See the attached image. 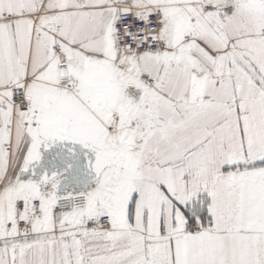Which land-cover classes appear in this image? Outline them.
<instances>
[{"label":"snow or ice","instance_id":"obj_1","mask_svg":"<svg viewBox=\"0 0 264 264\" xmlns=\"http://www.w3.org/2000/svg\"><path fill=\"white\" fill-rule=\"evenodd\" d=\"M0 264H264V0H0Z\"/></svg>","mask_w":264,"mask_h":264}]
</instances>
